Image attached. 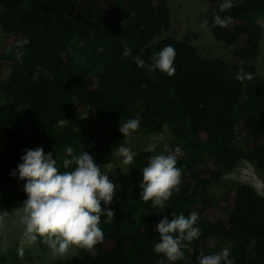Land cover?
<instances>
[{
	"label": "trees",
	"instance_id": "1",
	"mask_svg": "<svg viewBox=\"0 0 264 264\" xmlns=\"http://www.w3.org/2000/svg\"><path fill=\"white\" fill-rule=\"evenodd\" d=\"M169 0H0V216L20 210L27 199L24 181L11 172L26 149L52 152L61 171L64 149L88 152L102 166L111 151L130 136L170 133L169 149L181 147L179 192L167 209L140 199L142 170L162 152L141 151L128 166L130 187L117 188L110 205L114 217H101L104 239L72 259L51 264H164L154 252L155 225L172 213L199 214L198 239L183 249L185 260L228 248L235 264H264V197L240 184L220 196L210 189L239 162L264 179V79L253 63L258 55L264 0H235L219 13L227 27H213L223 0H206L208 28L230 58L202 57L178 40ZM27 38V45L18 44ZM132 48L123 56L122 41ZM166 45L176 51V72L169 77L138 67ZM103 48V52H98ZM9 72L6 78L3 71ZM243 70L251 80L237 81ZM153 75L157 77L153 79ZM146 85V87H142ZM92 111L99 128L84 120ZM139 117L140 128L123 137L120 123ZM103 207V205H102ZM40 246L44 238L37 236ZM0 264H6L0 251Z\"/></svg>",
	"mask_w": 264,
	"mask_h": 264
},
{
	"label": "clouds",
	"instance_id": "2",
	"mask_svg": "<svg viewBox=\"0 0 264 264\" xmlns=\"http://www.w3.org/2000/svg\"><path fill=\"white\" fill-rule=\"evenodd\" d=\"M235 0H223L218 13H214L212 26L227 27L232 22L230 16L222 17L223 13L234 7ZM208 20L202 22V27L208 28ZM27 38L19 41L27 45ZM123 56L132 55L128 42L122 41ZM103 52V48H98ZM176 51L172 45H166L154 52L147 65L140 56L133 57L138 67L146 68L149 73L157 71L169 77L176 72L174 66ZM153 75V79H156ZM237 81L251 80L252 74L240 70ZM146 87V85H142ZM140 119L131 118L120 123L119 131L123 137L130 136L140 128ZM124 165L134 162V153L130 147L120 144L114 148ZM181 147L174 150L165 146L163 153L150 158L142 170L140 199L151 201L153 208L167 209L168 201L173 192H179L182 183L183 169L177 167ZM64 171L57 166V159L52 152L45 153L43 147L26 149L20 157V163L11 172L12 177L24 181L23 191L27 199L23 203L22 222L25 225V236L35 241L37 236L43 237L44 242L57 254H66L70 247L86 248L94 252V247L104 239L100 227L101 217L111 220L115 213L110 207L117 191V185L109 179V172L103 171L94 156L88 152H76L72 146L64 149L62 161ZM103 205V207H102ZM199 214L192 212L185 216L183 213L173 214L171 220L164 216L156 225L158 240L154 243L155 253L162 255L169 264L185 260L183 249L198 239L201 230L197 225ZM159 264H164L161 259ZM199 264H235L228 248L220 252L203 255Z\"/></svg>",
	"mask_w": 264,
	"mask_h": 264
},
{
	"label": "rangeland",
	"instance_id": "3",
	"mask_svg": "<svg viewBox=\"0 0 264 264\" xmlns=\"http://www.w3.org/2000/svg\"><path fill=\"white\" fill-rule=\"evenodd\" d=\"M167 7L170 13L172 26L180 24L179 31L175 34L178 40L194 45L199 54L204 58L217 57L228 60L234 47H224L216 41L209 28H203L202 22L209 18L210 10L206 0H169ZM262 29V38L258 48V55L253 65L256 75L264 79V19L257 21ZM6 68L3 76H8ZM84 120L94 128H99L100 123L94 113L85 111ZM170 133L167 129L163 133L149 136H130L123 144L130 147L134 156L141 151L162 152L165 146L169 147ZM5 147V141L0 135V153ZM109 162L102 166V170L109 172V179L117 188L130 187L128 166L121 162L120 157L111 151ZM240 184L249 185L264 197V179L259 177L254 168L247 162L241 161L231 171L224 175L218 184L210 189L213 196H220ZM23 208L20 210H4L0 216V251L5 255L6 264H51L56 260L72 259L85 251V248L70 247L66 254H57L43 242L40 246L38 238L35 241L25 236V225L22 222ZM160 221V220H159ZM158 221V222H159ZM44 241V240H43ZM225 247V246H224ZM223 247V248H224ZM223 248H220V252Z\"/></svg>",
	"mask_w": 264,
	"mask_h": 264
}]
</instances>
